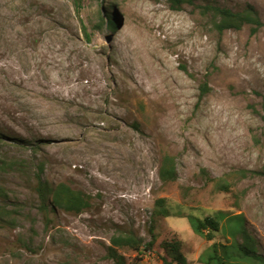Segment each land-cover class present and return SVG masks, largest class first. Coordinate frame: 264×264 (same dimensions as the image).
Here are the masks:
<instances>
[{
    "label": "rangeland",
    "instance_id": "obj_1",
    "mask_svg": "<svg viewBox=\"0 0 264 264\" xmlns=\"http://www.w3.org/2000/svg\"><path fill=\"white\" fill-rule=\"evenodd\" d=\"M191 1L251 5L264 22V0ZM263 111V28L218 34L169 0H0V160L18 162L0 173L12 210L0 221V264H115L111 237L147 243L151 230L152 252L120 251L124 264L169 262L170 240L186 264H205L211 242L186 217L217 213L214 241L229 243L224 228L241 217L264 260ZM164 155L174 183L159 179ZM38 175L90 195V208L44 217ZM220 178L230 193L215 190ZM158 199L170 216L153 227Z\"/></svg>",
    "mask_w": 264,
    "mask_h": 264
},
{
    "label": "trees",
    "instance_id": "obj_2",
    "mask_svg": "<svg viewBox=\"0 0 264 264\" xmlns=\"http://www.w3.org/2000/svg\"><path fill=\"white\" fill-rule=\"evenodd\" d=\"M173 3V10H178L183 4L193 6L198 10V13L209 18L212 29L221 34L227 30L238 31L242 27L247 26L250 34L254 35L259 29H264V22L261 21L257 10L246 5L239 11H234L225 6L206 3L204 5H194L191 0H169ZM105 8L109 10L110 18H106V26L112 28L113 15L110 10L112 5L107 4ZM100 22L105 23L104 19L100 18ZM201 94L208 92L206 84L200 85ZM261 120L264 123V111L261 115ZM1 139V137H0ZM17 168L18 162H5L0 160V173L7 168ZM42 171V168H39ZM158 176L163 184L174 183L177 180L176 163L173 157L164 155L160 159ZM223 183L214 182L217 192L230 193L231 185L220 178ZM34 191L39 202V211L44 217L55 214L57 211H62L69 214H80L91 206V196L79 190L72 189L66 183H58L51 185L41 179L38 175L36 178ZM0 197L6 198L2 188H0ZM12 210H7L0 203V221H4L10 217ZM170 216L169 210L165 207V200L158 199L155 201V207L151 214V223L154 225L161 219ZM225 216L224 213L207 215L199 218L193 215L187 216V221L192 231L202 239L211 244L201 255V261L205 264H264V260L258 253L257 244L253 237L250 236L245 226V221L241 217L229 218L232 224L224 228V236L227 234L231 238L228 243L217 242L215 234L219 233L221 228V219ZM229 222V221H228ZM223 230V229H222ZM227 232V233H226ZM151 240L147 243L134 235L133 233H118L111 237L110 246L107 248V257L115 264H124L123 255L120 251H132L137 254H148L153 250L156 242V234L153 230L150 231ZM239 238V239H238ZM182 243L176 240L162 242V249L165 255L170 259L165 264H186V259L181 252Z\"/></svg>",
    "mask_w": 264,
    "mask_h": 264
}]
</instances>
